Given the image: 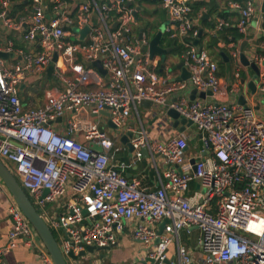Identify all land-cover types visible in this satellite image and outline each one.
<instances>
[{"label": "built area", "instance_id": "2783aa9c", "mask_svg": "<svg viewBox=\"0 0 264 264\" xmlns=\"http://www.w3.org/2000/svg\"><path fill=\"white\" fill-rule=\"evenodd\" d=\"M136 1L0 0V23L27 45L17 47L12 39L0 43V54L12 56L0 57V160L53 233H62L58 243L64 256L117 244L122 224L138 219L132 236L146 251L137 264H165L174 243L177 264H264V119L245 98V104L237 99L239 48L250 41L253 24L260 50L251 60L259 68L257 91L264 97V0H228L225 14L206 29L211 34L235 28L245 37L223 43L234 65L231 82L219 76L209 52L194 44L199 29L193 0H158L169 16L166 33L184 50L189 77L179 80L168 63L157 73L148 33L134 27ZM18 6L22 9L15 10ZM86 26L89 33L80 42ZM98 61L105 74L85 65ZM51 65L62 89L47 91L41 107H24L21 86ZM193 90L197 96L191 100ZM207 92L211 95L198 96ZM142 101L191 122L200 131L203 154L190 160L183 134L162 142L146 134L139 117L130 124ZM108 121L116 130L107 128ZM122 137L133 149L129 157ZM143 151L155 168L158 158L169 166L163 178L158 175L156 188L126 176ZM4 188L0 181V192ZM8 214L9 247L22 239L38 248L41 264H53L13 200ZM163 221L157 232L153 226ZM192 227L198 254L179 241L180 232Z\"/></svg>", "mask_w": 264, "mask_h": 264}, {"label": "crops", "instance_id": "0c3cea01", "mask_svg": "<svg viewBox=\"0 0 264 264\" xmlns=\"http://www.w3.org/2000/svg\"><path fill=\"white\" fill-rule=\"evenodd\" d=\"M227 1L228 0H193L192 18L194 20L195 26L199 30H203V34L200 39L203 36L205 37V40L202 43L199 39L197 46L200 49H206L211 57L217 61L218 67L222 62V65L219 67L218 71L219 76L224 81L231 82V77L233 76L234 70L232 71L233 63L228 57V49L223 45V42L220 41L216 47V52H214L216 55H214L209 51L206 45L208 37L214 36L216 34H208L206 33V29L207 31H210L212 28V22L216 16H219V13L225 14L224 11ZM197 4H200L198 12L194 9ZM136 6V8H140L141 10L138 11V20H135V25H137V27L135 26V29H145L148 33V36L150 37L152 31H154L153 33L155 34L157 32V28L162 27L163 39L166 34L165 29L169 24V16L167 12L161 7L159 1L137 0ZM205 13L208 14V18L202 20V17ZM151 15H154L155 23L149 21L148 17ZM210 22L211 26L209 27ZM258 23L259 21L256 22V24L259 26L260 23ZM250 32L251 38H248L250 41L247 43L244 53L247 59L252 62V56L255 54V52H259L260 47L259 41L257 40L258 37H254L257 32V28L254 26V24L251 27ZM87 35L85 38H87ZM10 39L14 41L15 46L26 49L27 45L24 42L15 39L13 33L7 28H4V26L0 23V43L4 44ZM161 40L159 45L164 50H166V56L164 58L159 55L154 56V58L151 60V66L153 69H155V71H157V73L161 74L163 72L164 63H168L172 73L179 78L182 69L185 68L183 65L184 58L175 52L172 53L173 47H167L165 44H161ZM223 55H226L227 59H225ZM238 64L240 66L238 96L245 98L248 103L253 106L256 114L261 119H264V97L260 96L259 92L257 91V78H254L255 74L249 66H245L240 62V57ZM38 87L44 88V90H39L43 92L40 100H37L34 97L35 89ZM54 88L62 89V84L57 80L54 83L48 80L47 71H45L41 77L31 78V80L26 81L21 86V102L26 108L41 107L45 101V93ZM239 98L240 97L237 99L239 100ZM173 99L174 98H171V100ZM231 99L234 100L235 97L231 96ZM138 117L140 118L141 124L144 127L146 134L152 139L167 142L174 135L183 134L188 142V158H190V160L197 159L201 156V154H203L201 153L200 148V131L194 125H191L190 127L180 124L174 125V120L167 115V111H165L164 107L152 105L151 108H147L138 104L136 110H133L130 124L136 123ZM98 119L100 120V118ZM101 120H104V118H101ZM62 126L63 122L62 120H59L55 128L60 130V127ZM191 163H193V161H191ZM156 164L157 168H155L153 164H151L150 161L146 159V157H143L140 160H137L134 165H131L126 170V176L130 179H137L142 186L156 188L158 186V175L163 178L164 172L169 168V166L165 165L160 158L156 160ZM183 169H188V164L184 165ZM194 187L195 184L191 186V190L194 189ZM12 200L13 199L11 198L10 194L4 188L0 192V264H41L38 256V248H32L25 245L22 239L16 240L14 242V246L9 247L8 233L12 228V220L8 214V207L12 204ZM56 211L58 213H64L65 209L59 208L56 209ZM139 222L140 220L138 219L124 222L122 224V232L118 235L117 244L109 251L88 254L84 258H79L77 261L70 260L68 264H137L138 262L142 261V259H144L146 251L145 246L142 243L136 241L132 236L133 229ZM164 225L165 222L163 221L157 225H154L153 228L156 229L157 232H161ZM54 235L58 241V238H60L62 233L54 232ZM197 235L198 233L196 230H191L190 233L184 230L181 231L179 235L180 243L187 248L192 249L195 254H198L196 242ZM34 242L36 245H38L37 236L34 237ZM39 246L41 248L43 247L42 244ZM167 256L170 264L178 263L175 243L169 248Z\"/></svg>", "mask_w": 264, "mask_h": 264}, {"label": "water", "instance_id": "95a60500", "mask_svg": "<svg viewBox=\"0 0 264 264\" xmlns=\"http://www.w3.org/2000/svg\"><path fill=\"white\" fill-rule=\"evenodd\" d=\"M141 10L140 8H137V11L135 13V20L137 21L139 16H138V11ZM264 10V5H262L261 11ZM208 18V14H204L202 17V20ZM89 32V27L86 26L84 29H82L79 32V41H84L87 33ZM203 34V30L200 29L198 32L197 39L194 41V44L197 45L200 37ZM163 32H162V27L157 28V32L154 34L153 38L149 42V58L150 61L154 58V56L159 55L162 58L166 56V50H164L160 45V40L162 39ZM247 46V40L243 41L240 45L239 51V57H240V62L245 65L249 66L253 72H254V78H257V75L259 73V68L252 62H250L245 53L244 50ZM0 57L3 59H8L12 57L11 55H5V54H0ZM225 59H227L226 55H223ZM57 60V55L55 54L53 57V61L55 62ZM86 66H94L99 73L105 74V71L102 70L100 62H94L92 64H85ZM182 65V64H181ZM189 77V73L185 68L182 69L181 75L178 78L179 80H186ZM252 85V84H251ZM206 95H211L210 92L205 93H199L198 96L201 98H204ZM197 96V91L193 90L191 92V100L195 99ZM239 103L245 104V100L242 96L239 98ZM140 105L145 106L147 108L152 107V103L148 101H142L140 102ZM105 116H108L106 112L102 113ZM167 115L174 120V125H186L190 127L192 125L191 122L181 118L179 114L174 111V110H168ZM59 121V119H58ZM107 128L109 130H116L115 127L112 125L110 121L107 122ZM116 135V134H115ZM130 136V135H129ZM120 142L126 146L128 154L131 155L133 149L131 145L128 142L127 137H122L120 138ZM90 147L93 150L101 152V148L97 146L96 144H91ZM201 148V144H200ZM144 157H147L146 151H143ZM0 181L5 187L6 191L10 194L11 198L15 202L16 206L19 208V210L23 213L27 221L29 222L30 226L34 230L36 236L38 237V245L42 244L43 248L46 250V252L49 254L51 257L53 264H68L70 260L77 261L79 258H84L88 254H94V253H99V252H104V251H109L111 248H113L116 244L109 246V247H95V246H87L85 250L73 254V252H69L67 256H64L62 253V250L59 246L58 241L55 238V235L53 231L50 229V227L46 224V222L43 220L41 215L39 214L38 210L36 207L32 204L30 201L28 195L25 193V191L22 189L20 186L19 182L17 181L16 177L14 174L11 172V170L0 160ZM46 193V192H45ZM86 214V211H83V215ZM196 228L192 227L191 230H194ZM40 243V244H39ZM148 260L146 259L144 262H147ZM165 264H170L169 260H165ZM175 264V263H173Z\"/></svg>", "mask_w": 264, "mask_h": 264}, {"label": "trees", "instance_id": "16d2710c", "mask_svg": "<svg viewBox=\"0 0 264 264\" xmlns=\"http://www.w3.org/2000/svg\"><path fill=\"white\" fill-rule=\"evenodd\" d=\"M200 8V4H197L195 6V10L198 12V9ZM22 7L18 6L17 8H15V10H21ZM219 15H222L221 13H219ZM206 25H208L207 23H205ZM211 26V22L209 23V27ZM205 37L203 36L200 41L201 43L205 40ZM245 39L244 36H242L241 34L238 33V31L235 28H224L221 31L217 32L214 36H210L208 37L207 40V47L209 49V51L216 55L214 52H216L215 50L217 49V45L218 42H223L225 44L229 43L230 41L232 42H242ZM161 44H165L167 47H173L172 53L175 52L178 55L182 56L184 53V50L182 48V46L179 44V42L176 39H171L169 38V35L166 33L164 38L161 40ZM220 66L222 65L219 64ZM219 66V67H220ZM53 66L51 65L48 70H47V79L52 81V83H54L56 80L53 76ZM128 159V157H127Z\"/></svg>", "mask_w": 264, "mask_h": 264}, {"label": "rangeland", "instance_id": "374dc122", "mask_svg": "<svg viewBox=\"0 0 264 264\" xmlns=\"http://www.w3.org/2000/svg\"><path fill=\"white\" fill-rule=\"evenodd\" d=\"M148 19H149V21H151L152 23H155V20H154V15H151V16H149L148 17ZM148 25V24H147ZM136 27H137V25H135ZM134 26V27H135ZM73 29L74 30H76L74 27H73ZM154 31H152V33L150 34V37H149V39H152L153 38V36H154V33H153ZM153 35V36H152ZM234 70V66L232 65V71ZM42 88V87H41ZM36 88L35 89V92H34V97L37 99V100H40L41 99V97H42V94H43V92H41V91H39V90H44V88Z\"/></svg>", "mask_w": 264, "mask_h": 264}]
</instances>
